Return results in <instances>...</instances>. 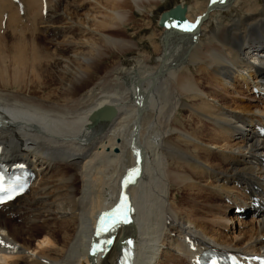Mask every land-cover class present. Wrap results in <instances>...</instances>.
Wrapping results in <instances>:
<instances>
[{
  "label": "bare ground",
  "instance_id": "obj_1",
  "mask_svg": "<svg viewBox=\"0 0 264 264\" xmlns=\"http://www.w3.org/2000/svg\"><path fill=\"white\" fill-rule=\"evenodd\" d=\"M192 1L161 17L153 53L115 71L101 66L103 45L135 50L115 32L135 13L149 25L161 0H0V151L38 171L28 208L0 212V264H117L141 246L145 264H191L188 244L264 255V0H227L182 39L175 32L209 4ZM233 7L240 16L218 21ZM38 27L61 35L45 40L62 53L25 38ZM107 105L116 117L93 124ZM135 169L149 219L141 232L120 226L90 259V230ZM249 213L255 220L239 219Z\"/></svg>",
  "mask_w": 264,
  "mask_h": 264
},
{
  "label": "rangeland",
  "instance_id": "obj_2",
  "mask_svg": "<svg viewBox=\"0 0 264 264\" xmlns=\"http://www.w3.org/2000/svg\"><path fill=\"white\" fill-rule=\"evenodd\" d=\"M187 1L189 3H191L192 0H182V2H181V0H161V6L158 9H155V10L153 9L152 13H150V15H149V18L152 19V22L150 23L151 25L150 24L148 25L147 20H144L142 18V14L135 13L136 16L134 18V21L129 25L123 26L122 29L125 30V32L123 30L121 31V29H120L121 32L120 31L115 32L116 36L118 35V37H123V35H124V38L126 37L127 39H130L134 43H136L135 50H131V52L129 51L128 53L127 52L125 53L123 50H121L119 48H116L114 51H111V50L108 51L109 50L108 45L104 44L102 47V49H103L102 52H103V54H105V57L108 55L109 56L106 57L107 59L105 57L103 58L105 60H103V63L101 65V66H103L102 68L109 67L107 69H110V70L115 68V71L119 68H124V67L130 68L131 66H134L136 64L135 61L137 59H141V58H143L142 56L147 55L149 53H153V44H155L157 37L153 38L152 35L157 36L158 33L160 32L159 23H160L161 17L164 16L165 14L169 13L170 11H173L175 9V7H177V6H181L182 4H187ZM203 1H208V0H200L199 2H203ZM192 3H193V1H192ZM240 15H241V12L238 10V8L233 7V8H231V10L229 12L225 11L224 13H222L221 17L218 18L219 20L218 19L217 20L220 21L221 23H225V22H229L232 19V17H238ZM213 26H214V19H212L208 23L207 29H210ZM38 28H39V30H36L37 32L36 31L34 32V30L32 31L33 33L31 32V30L28 31L26 33L27 37L25 36V38L29 41L30 40L29 37L31 35H35V34L39 35L42 32V31H40V29L42 30V28L41 27H38ZM60 37H61L60 34L59 35L56 34L54 36V34H52V32H49L48 34L46 33L42 36L39 35V37L36 36V38H38V41L42 43V45L44 46L45 49H47V52H51V54H52V51H55V49L57 50V52H60V53H62V51L55 48L52 43L51 44L48 42L46 43L45 39L51 40L53 38V40L56 39V41H60L61 40ZM204 38L205 37L203 36L202 39H204ZM0 40L5 42V37L0 39ZM105 47L107 49H105ZM259 51L264 52V50H259ZM119 64L121 65L120 67H119ZM142 64H141L142 66L140 68L147 67L146 70H150L151 69L150 66H153L151 63L142 62ZM142 69L144 71V68H142ZM117 73L119 74V71H117ZM179 117H180V115H179ZM48 172L49 171L44 173L45 179L50 177V175L52 176L54 173H56L57 169H52V171L50 170V172L49 173ZM36 197L37 196L35 193L30 192L29 194L26 195V198L24 200L16 203V205L13 207V211L24 210V209L26 210L28 208V205L30 204L31 199L36 198ZM2 210H0V212H2L1 216L3 218H5V220H8L9 214L12 213L13 211H10L9 209L7 211H2ZM255 218L256 217L252 216L250 213H249V215L247 214L244 217H241V216L239 217V219H242V220L247 221V222L251 221L252 219L255 220ZM20 223L21 222H17V221L16 222L15 221L9 222L11 227H14ZM237 226L238 225H236V227Z\"/></svg>",
  "mask_w": 264,
  "mask_h": 264
},
{
  "label": "water",
  "instance_id": "obj_3",
  "mask_svg": "<svg viewBox=\"0 0 264 264\" xmlns=\"http://www.w3.org/2000/svg\"><path fill=\"white\" fill-rule=\"evenodd\" d=\"M225 1H227V0H210L209 5L206 8V11L204 12V14L202 16H200L196 20L195 25L190 24L187 21H184L183 26L180 29H178V31L175 32L176 36L184 39L188 35V33L191 32V29L187 30V31L184 30L187 26H189V25H191L192 27L195 26V29H198L200 27V25L208 19L209 14L215 8L220 6L221 3L225 2ZM116 115H117L116 109L110 105H107V106L101 107L100 109L94 111L90 115V121L93 122L94 124H97V123L102 122V121L108 122V121H111L112 119H114L116 117Z\"/></svg>",
  "mask_w": 264,
  "mask_h": 264
},
{
  "label": "snow or ice",
  "instance_id": "obj_4",
  "mask_svg": "<svg viewBox=\"0 0 264 264\" xmlns=\"http://www.w3.org/2000/svg\"><path fill=\"white\" fill-rule=\"evenodd\" d=\"M191 27H192V26L189 25V26H187L184 30H185V31L190 30ZM134 174H135V171L129 173L130 176H132V175H134ZM4 191H5V189H4L3 187H0V193H3ZM12 198H13V197H12L11 195H8L7 197L0 196V203H4V202H6V199H12ZM123 207H124V201L122 200V201H121V205L118 206V207L115 209L114 212H112V213H108V214H105V215L101 216V218H100V220H101V225L106 224L108 218L113 217V216H117V214H122V213H121V210H122ZM125 219H126V218H125ZM114 226H115V222H113V227H114ZM99 231H100V228H98V232H99ZM107 243L110 244V243H111V240H109ZM130 243H131V242L129 241V244H130ZM94 252H95V249L93 250V254H94ZM212 264H216V262L213 261Z\"/></svg>",
  "mask_w": 264,
  "mask_h": 264
}]
</instances>
